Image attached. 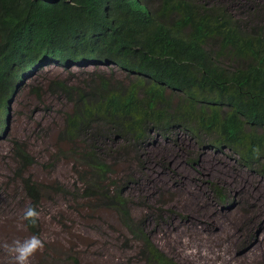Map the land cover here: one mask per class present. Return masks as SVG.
Masks as SVG:
<instances>
[{
    "label": "trees",
    "instance_id": "16d2710c",
    "mask_svg": "<svg viewBox=\"0 0 264 264\" xmlns=\"http://www.w3.org/2000/svg\"><path fill=\"white\" fill-rule=\"evenodd\" d=\"M219 4L0 0V141L27 76L50 65L116 68L90 74L77 92L57 138L67 149L55 157L73 167L71 195L84 203L80 210L114 214L138 264H180L153 244L146 219L130 214L126 195L148 145L189 134L200 152L187 160L191 167L205 149L226 150L264 177V17L250 8L241 20ZM13 154L29 198L25 228L38 236L41 189L27 175L35 160L23 143L14 142ZM69 264L89 263L70 257Z\"/></svg>",
    "mask_w": 264,
    "mask_h": 264
},
{
    "label": "rangeland",
    "instance_id": "374dc122",
    "mask_svg": "<svg viewBox=\"0 0 264 264\" xmlns=\"http://www.w3.org/2000/svg\"><path fill=\"white\" fill-rule=\"evenodd\" d=\"M206 1L222 3L241 20L250 8L264 17V0ZM110 69L116 70L50 65L24 79L0 141V264H18L21 255L24 264H69L70 257L89 264H138L135 244L114 214L80 210L84 203L71 195L73 167L55 157L67 149L57 138L77 92L90 74ZM14 142L23 143L35 160L27 175L41 189L38 236L25 228L29 198L14 175L19 167ZM197 149L184 133L177 142L157 140L146 147L144 168L134 169L137 183L126 195L131 216L146 219L153 244L180 264H264V177L226 150L205 149L191 167L187 160L200 153ZM211 184L226 203L218 200ZM58 186L69 192H55Z\"/></svg>",
    "mask_w": 264,
    "mask_h": 264
},
{
    "label": "clouds",
    "instance_id": "9594fccd",
    "mask_svg": "<svg viewBox=\"0 0 264 264\" xmlns=\"http://www.w3.org/2000/svg\"><path fill=\"white\" fill-rule=\"evenodd\" d=\"M28 216H32L33 215V212L30 210L28 213H27ZM34 250V249H33ZM26 257H24L23 255L21 256H18L17 257V260H18V264H24V261H25Z\"/></svg>",
    "mask_w": 264,
    "mask_h": 264
},
{
    "label": "bare ground",
    "instance_id": "6f19581e",
    "mask_svg": "<svg viewBox=\"0 0 264 264\" xmlns=\"http://www.w3.org/2000/svg\"><path fill=\"white\" fill-rule=\"evenodd\" d=\"M205 237H206V236H205ZM211 243H212V242H211ZM198 244H199V243H198ZM198 244H197V245H198ZM205 244H206V243H205ZM205 244H204V245H205ZM200 248H202V247L200 246ZM203 250H204V249H203ZM208 253H210V252L208 251ZM211 253H213V252L211 251Z\"/></svg>",
    "mask_w": 264,
    "mask_h": 264
}]
</instances>
